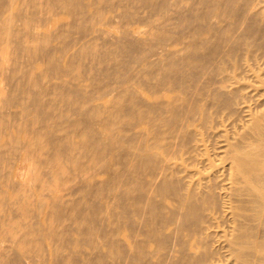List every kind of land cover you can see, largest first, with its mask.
<instances>
[{
  "label": "bare ground",
  "instance_id": "obj_1",
  "mask_svg": "<svg viewBox=\"0 0 264 264\" xmlns=\"http://www.w3.org/2000/svg\"><path fill=\"white\" fill-rule=\"evenodd\" d=\"M21 1L27 7L0 0V87L10 79L29 102L23 115L34 122L26 130L37 160L54 167L68 157L82 179L81 197L53 202L50 217L77 222L96 264H264V0ZM138 4L159 19L125 28L100 50L105 31L94 25L112 11L128 25ZM56 10L87 40L75 51L69 23L36 28ZM48 76L100 77L93 87L103 100L90 107L88 95L76 98L77 118L61 133L52 105L34 92ZM19 138L6 133L0 159L26 144ZM89 161L102 178L85 176ZM44 229L24 232L10 251H41L29 246ZM48 229L55 242H75ZM9 258L18 264L19 255Z\"/></svg>",
  "mask_w": 264,
  "mask_h": 264
},
{
  "label": "rangeland",
  "instance_id": "obj_2",
  "mask_svg": "<svg viewBox=\"0 0 264 264\" xmlns=\"http://www.w3.org/2000/svg\"><path fill=\"white\" fill-rule=\"evenodd\" d=\"M16 6L27 7L21 0H17ZM132 11L137 18L128 25H125L124 18L114 11L106 13L107 20L99 21L94 25L95 29L100 28L105 31L100 35L97 32L99 38L95 40V43L98 44L100 50H108L110 47L105 45L104 40L120 35L125 28L139 32L147 29L151 21L156 22L159 19L157 14L140 4L135 5ZM110 16L112 19L108 20ZM67 23L69 25H67L66 39L72 41L68 52H72L87 40L81 38L82 33L72 24V17L69 14L56 10L51 14L47 24L36 26V28L53 33L57 26ZM52 40L53 42L59 41L56 37ZM21 61H25L24 57ZM101 80L100 77L48 76L43 81L48 87L36 88L34 92L40 101L52 105V109L49 110L53 114L51 122L65 127L61 130V133H65L67 125L77 118L75 111L79 105L76 98L88 95L90 100L86 106L90 107L95 102L103 100L95 99L96 94L93 87L95 84L101 86ZM1 83L3 86L0 87V148L6 141V133H11L14 137L19 136L27 142L15 148L10 153V157L0 159V187L4 191L0 198L5 200L3 204H0V264H9L6 260L14 255H19L18 264H56L60 255L76 258L79 261L78 264H96L94 244L82 241L77 222L70 218L55 220L50 217L53 202L65 204L81 197L80 172L68 157H62L61 164L54 167L37 160L38 153L36 152H39V146L29 144L32 135L26 130L27 126L34 122L23 115V108L29 106V102L21 93L14 91L10 85L12 83L10 79L6 78ZM63 84L73 85L64 87ZM40 125L37 122L35 127ZM31 150H35V156L28 155ZM75 154V157L79 158V151ZM17 155L21 157L28 155L25 161L19 162V167L14 166L18 161L16 160ZM88 163H90V168L84 173L85 176L92 180L95 177L102 178L103 173L94 174L91 162H86ZM37 224H42L47 229L33 232L32 236L40 243L31 244L29 247H39L41 251L21 253L10 251L11 248L22 247L18 239H21L24 232L30 231ZM49 226L59 228L64 238L75 240V242L65 244L55 242L49 233ZM73 249L78 250L73 251ZM107 259L112 260L110 257Z\"/></svg>",
  "mask_w": 264,
  "mask_h": 264
}]
</instances>
